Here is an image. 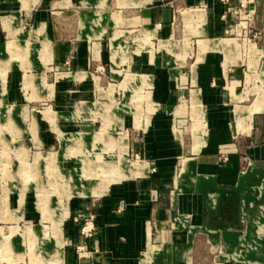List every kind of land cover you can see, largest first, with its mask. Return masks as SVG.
<instances>
[{"label":"crops","instance_id":"crops-1","mask_svg":"<svg viewBox=\"0 0 264 264\" xmlns=\"http://www.w3.org/2000/svg\"><path fill=\"white\" fill-rule=\"evenodd\" d=\"M224 6L220 0H0L8 20L0 45L9 56L0 55V68L20 71L8 69L2 82L0 69V109L7 114L1 124L20 135L15 146L25 147L20 124L27 116L32 147L52 149L58 139L45 112L60 132L91 134L108 108L106 130L132 132L131 146L145 166L141 175L67 205L63 264H210L216 247L241 253L260 238L264 244V202L261 215L254 214L264 199V71L258 75L264 0H248L246 30ZM21 30L43 63L20 59L27 45L2 44V31L16 39ZM252 34L256 48L252 42L243 48ZM122 68L132 80L120 75ZM248 79L262 86L248 88ZM135 98L144 100L143 110L128 111L126 102ZM141 112L147 119L138 127L132 116ZM18 200L19 208L6 206L15 219L4 237L22 226ZM89 215L93 228L81 239ZM243 225L247 237L238 234ZM9 241L22 252L21 236ZM247 259L264 262V254Z\"/></svg>","mask_w":264,"mask_h":264},{"label":"rangeland","instance_id":"rangeland-1","mask_svg":"<svg viewBox=\"0 0 264 264\" xmlns=\"http://www.w3.org/2000/svg\"><path fill=\"white\" fill-rule=\"evenodd\" d=\"M234 21L237 22V20ZM3 23L8 25V20L0 15V27L3 26ZM2 35L4 36L2 44L7 40H13L18 47L29 46L28 50L26 49L18 55L23 62L29 64L43 63L39 51H37V44H34L35 41H27L25 38L26 33L23 30L20 31L16 39L11 38V35L7 36L3 31ZM248 37L251 39L249 42L253 43L255 41V38ZM245 39L242 40L243 46L248 43L247 37ZM29 42H33V44H29ZM12 46L14 44L9 43L8 49H13ZM152 51L153 48L150 50L151 55ZM0 55L3 60H8V53L1 45ZM10 63H13L12 60H10ZM0 69L2 82L8 69H12V72H20L15 70L17 68L14 66L10 67V65ZM262 71L264 69H261L260 73L257 74L260 76ZM119 72L120 75L125 73V80L127 75L130 76L129 81L132 80V74L126 73L123 68ZM63 76V74L59 75V77ZM125 80L122 83L123 87H127L128 84ZM148 84V82L143 83L144 87ZM247 85L248 88L253 89L254 86H262V82L249 84L248 79ZM248 91L251 90L248 89ZM262 94V91L257 93V95ZM140 96L145 100L146 108H148V96L145 94ZM143 99L126 100L127 110L138 112L139 107L143 110L145 105ZM250 100L251 97L248 98L247 102H250ZM107 109L104 110L102 116L103 126L98 131H87H97L91 134H85L77 130L66 131V133L60 132L53 126L55 119L51 117V113L45 112L43 117L55 129L58 139L57 145L52 149H34L32 147L30 143L31 121L28 120V116L27 120L20 124L25 147L23 145L16 147L15 141L20 140L18 139L20 135L15 132H6L1 124V117L5 118L7 114L4 109H0V137L4 139V142L0 141V235L2 234L0 236V264H63L62 222L66 218L67 205L70 202L84 201L100 194L110 183L139 176L143 173L144 163L139 162L142 157L131 146L133 133L122 130H106L108 126ZM132 117L136 122L135 126L138 127L141 126L144 117L147 119V116L143 115L142 112L140 115L134 113ZM33 152L35 153L33 154ZM62 159L65 160L62 162ZM134 165L141 166L140 174L132 173L131 169ZM17 200L22 211L18 224L22 226L12 227L10 235L4 237V234H7L6 228L10 225L8 220L14 222L15 219L7 216L8 212L15 215V211L8 210L7 212L6 206L11 202L10 204L17 208ZM263 202L264 199L261 202L259 199L254 206L255 216L261 215L260 205ZM4 214H6L7 220L4 219ZM245 230L246 227L243 225L238 234L246 236L250 229L247 232ZM15 235L22 237V252L15 250L11 241H9ZM258 242L261 244H256L257 246L255 244L242 246L241 253L236 251L225 253L219 247H216L210 252V264H245V262L264 264L261 261L247 259L252 253L264 254V244H262L261 238ZM213 256H218V258L213 259Z\"/></svg>","mask_w":264,"mask_h":264},{"label":"built area","instance_id":"built-area-1","mask_svg":"<svg viewBox=\"0 0 264 264\" xmlns=\"http://www.w3.org/2000/svg\"><path fill=\"white\" fill-rule=\"evenodd\" d=\"M224 3V12L227 13L230 17H232L234 20H237L236 24L240 25V28L242 30H246L247 28V2L248 0H220ZM255 34L251 35V38H254ZM251 39L247 38V41L249 42ZM93 216L89 215L86 217L82 225L79 227V237L81 239H86L90 236L92 228H93ZM76 249L78 251H82L84 249V244L79 243L76 245Z\"/></svg>","mask_w":264,"mask_h":264},{"label":"bare ground","instance_id":"bare-ground-1","mask_svg":"<svg viewBox=\"0 0 264 264\" xmlns=\"http://www.w3.org/2000/svg\"><path fill=\"white\" fill-rule=\"evenodd\" d=\"M242 24V22L241 23H239V24H237V26L238 27H240V25ZM249 45H254V48H256V46H255V44L254 43H249ZM98 166V165H97ZM247 237V236H246ZM255 241V240H254ZM264 241V240H263Z\"/></svg>","mask_w":264,"mask_h":264}]
</instances>
